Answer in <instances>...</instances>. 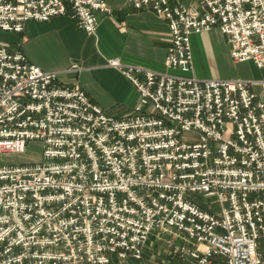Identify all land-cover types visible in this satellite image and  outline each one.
I'll return each mask as SVG.
<instances>
[{
    "label": "built area",
    "instance_id": "1",
    "mask_svg": "<svg viewBox=\"0 0 264 264\" xmlns=\"http://www.w3.org/2000/svg\"><path fill=\"white\" fill-rule=\"evenodd\" d=\"M190 1L126 0L171 38L164 71L107 60L138 91L120 118L0 40V156L42 143L40 160L0 162V264L139 259L157 231L193 240L198 264H264V79L194 76L190 45L217 28L264 69V0ZM97 12L112 16L105 0H0V31L69 15L91 36Z\"/></svg>",
    "mask_w": 264,
    "mask_h": 264
},
{
    "label": "crops",
    "instance_id": "2",
    "mask_svg": "<svg viewBox=\"0 0 264 264\" xmlns=\"http://www.w3.org/2000/svg\"><path fill=\"white\" fill-rule=\"evenodd\" d=\"M105 1L112 9V16L96 13L98 26L95 35L86 34L69 15H61L44 22L29 21L22 32L0 31V40L9 43L10 49L22 51L30 63L46 71L59 72L60 84H79L92 102L107 114L120 118L132 111L138 91L117 69L109 66L107 60L116 58L125 64L164 71L171 37L166 21L152 11L133 8L126 0ZM169 1L191 5L190 0ZM190 45L192 74L199 78H237L241 76L240 71H233L231 65L234 68L245 64L256 66L250 61L235 62L230 57L226 36L217 28L192 34ZM73 65H78L79 69L67 71ZM163 237L154 243L152 239L157 240L149 237L141 259L131 254L124 259L113 255L111 264H198L197 259L181 251L184 247L194 249L193 240L175 233ZM158 243L166 247L165 257L160 262L154 248ZM224 263V259L216 255L210 264Z\"/></svg>",
    "mask_w": 264,
    "mask_h": 264
},
{
    "label": "rangeland",
    "instance_id": "3",
    "mask_svg": "<svg viewBox=\"0 0 264 264\" xmlns=\"http://www.w3.org/2000/svg\"><path fill=\"white\" fill-rule=\"evenodd\" d=\"M245 65H241V66H239V68H237V67L234 68L233 65H231L230 68L231 69L233 68V71L239 70L240 71L239 74L243 77H248V78H254L255 77V78H263L264 79V69L263 70L261 68L259 69L257 66H254V67L250 66L249 67V66H247V65L245 66ZM241 76H239V77H241ZM239 77H237V78H239ZM127 114H129V113H127ZM127 114H125V115H127ZM125 115H123V116H125ZM41 151H42V143L40 141L31 142L28 145L26 152L22 153V155H18V154L2 155V156H0V162H2V163L11 162V163H16V164H22V162H35L36 160L41 159V155H42ZM195 201L208 210H214V207L211 206L210 204L208 205L207 203H205L208 201L202 197H195ZM171 234H174V231H171V233L157 231V232L150 234L147 238L149 239V237H152V238H155L157 240L160 238H164L163 236H170ZM177 235H182V234H177ZM152 241L154 243V242H158L160 240L155 241L154 239H152ZM145 242L143 243V246H144ZM169 244H171V242ZM143 246L141 249V257L139 259H141L143 257V253H142ZM154 248H155V252L157 253L156 259H159V262H160L165 257L164 254H166V251H165L166 247L164 244L158 243L157 246L156 245L154 246ZM184 248H181V251H183L182 253H185V255L189 254L190 250H193V249H186V248L184 249ZM84 264H87V263H84ZM109 264H111V262Z\"/></svg>",
    "mask_w": 264,
    "mask_h": 264
}]
</instances>
